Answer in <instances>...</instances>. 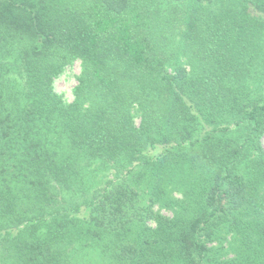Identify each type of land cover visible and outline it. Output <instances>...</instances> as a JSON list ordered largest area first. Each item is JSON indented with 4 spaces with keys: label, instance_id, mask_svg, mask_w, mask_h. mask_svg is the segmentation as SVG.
I'll return each instance as SVG.
<instances>
[{
    "label": "trees",
    "instance_id": "obj_1",
    "mask_svg": "<svg viewBox=\"0 0 264 264\" xmlns=\"http://www.w3.org/2000/svg\"><path fill=\"white\" fill-rule=\"evenodd\" d=\"M263 135L264 0H0V264H264Z\"/></svg>",
    "mask_w": 264,
    "mask_h": 264
},
{
    "label": "rangeland",
    "instance_id": "obj_2",
    "mask_svg": "<svg viewBox=\"0 0 264 264\" xmlns=\"http://www.w3.org/2000/svg\"><path fill=\"white\" fill-rule=\"evenodd\" d=\"M79 69V61L76 60L67 66L54 81L55 90L69 101L72 99V90L76 84V75L79 73ZM262 144L264 147V135L262 137Z\"/></svg>",
    "mask_w": 264,
    "mask_h": 264
}]
</instances>
